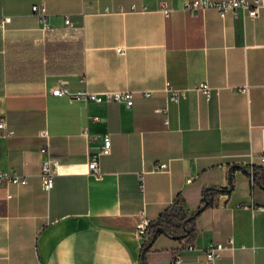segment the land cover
I'll use <instances>...</instances> for the list:
<instances>
[{"label":"crops","instance_id":"crops-1","mask_svg":"<svg viewBox=\"0 0 264 264\" xmlns=\"http://www.w3.org/2000/svg\"><path fill=\"white\" fill-rule=\"evenodd\" d=\"M190 1L0 0V19L11 18L0 26V120L13 132L0 131V170L28 181L0 188V264H141L142 219L156 220L178 196L194 214L206 188H228L231 178L233 192L198 217L184 264L229 240L223 264H264V189L231 171L264 168V8L248 20L215 10L191 17ZM34 5L45 6L50 31ZM58 87L131 92L135 101L56 97ZM168 87L184 96L172 101ZM85 131L112 141L100 177L88 167L100 143ZM46 160L59 162L49 193ZM160 163L167 170L153 171ZM186 244L161 235L145 264H171Z\"/></svg>","mask_w":264,"mask_h":264},{"label":"built area","instance_id":"built-area-1","mask_svg":"<svg viewBox=\"0 0 264 264\" xmlns=\"http://www.w3.org/2000/svg\"><path fill=\"white\" fill-rule=\"evenodd\" d=\"M264 8V0H255L253 3H250L248 0H224V1H213V0H194L186 3L184 5V10L191 17H197L200 13L207 10H215L218 12L221 18H225L227 15L232 14L234 17H240L244 20L256 19L260 11ZM161 10L166 16L171 12L170 8L163 3L161 5ZM32 13L37 17L40 25V29L43 32H48L51 30V24L49 17L46 12L45 6L34 5L32 7ZM11 18L6 17L0 19V26L6 23H9ZM65 26L68 29H73V24L68 17L65 19ZM119 52H121L119 50ZM201 92L209 98L211 96L212 89L207 85H201ZM167 91L170 93L171 100L177 102L180 96H184V92H179L167 88ZM247 91V90H245ZM53 95L56 97H68L73 100H84L86 102H94L97 104L103 103H116L119 105H125L128 108H131L134 105L135 95L131 92L125 93H104V94H91L87 92L82 93H72L65 87H58L53 91ZM142 96L150 98L153 96L152 93H144ZM156 113L166 114L167 110L157 109ZM0 131H4L6 136H12L13 132L8 131L4 119L0 120ZM84 135L88 137L91 143H100L97 151L94 149L91 151L89 157V172L91 175L100 177V157L107 156L110 154L112 149V141L109 135L102 137L90 136L88 132H84ZM264 160V156L262 157ZM168 168V165L165 163L156 164L153 171L164 172ZM59 162L56 160H46L43 163L42 167V188L45 192L49 193L55 184V177L58 174ZM252 175V169H251ZM252 178V177H251ZM28 184V181L25 177L13 172V171H2L0 170V188L7 187L11 185L25 186ZM139 188L141 191L144 190V177L141 173L139 175ZM10 198V196H9ZM149 221L147 219H142L136 226L137 234L144 243L148 239V226ZM234 247L233 241L229 240L227 244L222 243H211L208 245L204 251L203 258L199 261V264H223V253ZM194 252L196 251L195 243L186 244L182 247L181 252L175 255V258L171 264H184V259L182 252Z\"/></svg>","mask_w":264,"mask_h":264},{"label":"trees","instance_id":"trees-1","mask_svg":"<svg viewBox=\"0 0 264 264\" xmlns=\"http://www.w3.org/2000/svg\"><path fill=\"white\" fill-rule=\"evenodd\" d=\"M234 169H242L246 174L252 177L255 184H258L264 189V168H243L241 166H234L231 168V171ZM234 188L235 184L233 178L230 179L228 188H206L203 193L204 205L194 214H189L186 211L184 199L178 196L156 220L149 223L147 229L148 239L143 243L141 251V264L145 263L146 254L152 248L154 241L161 235L178 241L187 240V244L196 242L199 238V231L197 228L198 217L203 211L216 204L218 196L231 194Z\"/></svg>","mask_w":264,"mask_h":264},{"label":"water","instance_id":"water-1","mask_svg":"<svg viewBox=\"0 0 264 264\" xmlns=\"http://www.w3.org/2000/svg\"><path fill=\"white\" fill-rule=\"evenodd\" d=\"M145 264V263H144Z\"/></svg>","mask_w":264,"mask_h":264}]
</instances>
